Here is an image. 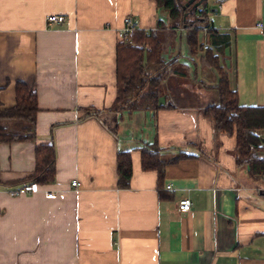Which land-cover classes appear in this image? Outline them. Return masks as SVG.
Instances as JSON below:
<instances>
[{
    "label": "crops",
    "instance_id": "obj_1",
    "mask_svg": "<svg viewBox=\"0 0 264 264\" xmlns=\"http://www.w3.org/2000/svg\"><path fill=\"white\" fill-rule=\"evenodd\" d=\"M206 4L208 23L229 36L220 60L238 102L264 106V38L255 27L264 0ZM49 14L65 20L47 27ZM126 16L138 30L166 28L168 55L182 65L158 101L170 108L116 109L115 46ZM167 27L152 0H0L1 107L14 105L17 82L35 90L38 107L34 142L0 144V264H264V179L236 164L234 136L215 133L203 116L218 75L189 54L184 30L173 37ZM198 40L208 45L206 32ZM4 124L19 133L28 123ZM47 142L53 181L9 196L33 172L35 145ZM153 142L165 163L160 179L140 166V148ZM125 150L132 173L121 189L115 159ZM183 197L188 212L176 208Z\"/></svg>",
    "mask_w": 264,
    "mask_h": 264
},
{
    "label": "trees",
    "instance_id": "obj_2",
    "mask_svg": "<svg viewBox=\"0 0 264 264\" xmlns=\"http://www.w3.org/2000/svg\"><path fill=\"white\" fill-rule=\"evenodd\" d=\"M165 12L169 34L177 29L185 32V44L191 56L198 55V64L212 69L218 80L213 89L216 101L203 109L215 133L234 136L235 162L246 165L252 178L264 179V106H245L238 102L237 93L229 86L227 71L221 64L220 55L229 43V36L219 33L207 21L209 8L206 1L193 7L188 0H152ZM197 1V0H195ZM207 28V48L199 42L198 35ZM165 26L158 21L154 30H134L131 42L119 40L115 46V75L117 110L150 108L157 111L170 108L168 102L159 103L163 96V83L167 77L182 69L178 55H168L164 44ZM38 111L36 92L22 82L15 84V103L10 108L0 104V144L15 141H35V117ZM24 120L28 124L14 133L4 124L7 120ZM160 148L153 142L140 148V166L144 171L154 170L159 179L165 163L159 158ZM183 155H179L178 158ZM177 158V159H178ZM34 170L27 175L24 184H49L55 175V147L52 142L38 143L34 148ZM174 159L173 161H175ZM116 185L129 187L131 179V154L129 150L116 153Z\"/></svg>",
    "mask_w": 264,
    "mask_h": 264
},
{
    "label": "built area",
    "instance_id": "obj_3",
    "mask_svg": "<svg viewBox=\"0 0 264 264\" xmlns=\"http://www.w3.org/2000/svg\"><path fill=\"white\" fill-rule=\"evenodd\" d=\"M64 20H65L64 16L60 15V14H49L44 18V21H45V24L47 27H50L52 25L62 24L64 22ZM255 27L261 31L262 36L264 38V22L257 21L255 23ZM134 30H137V24L135 23V21L133 20V18L131 16H126L124 18V24L118 32V39L124 40V41L130 43L131 40H130L129 36H130L131 32ZM202 31L206 32L207 28L203 27ZM203 48L206 49L207 45L204 44ZM70 184L72 187L77 186V182L75 180H72ZM39 187H40V185H38V184L30 183V184H24L18 188L8 189L6 192L11 197H18V196H22V195H30V194L37 193L39 191ZM165 188L170 190L171 186L166 185ZM46 197H48V198L54 197V193L48 192V193H46ZM176 208L179 212H188L191 209V201L189 200V198L183 197V198L179 199Z\"/></svg>",
    "mask_w": 264,
    "mask_h": 264
},
{
    "label": "water",
    "instance_id": "obj_4",
    "mask_svg": "<svg viewBox=\"0 0 264 264\" xmlns=\"http://www.w3.org/2000/svg\"><path fill=\"white\" fill-rule=\"evenodd\" d=\"M204 1H206V0H197V1H195V0H188L187 4H190V3L194 2V3H193V7H198V6H200L201 3L204 2Z\"/></svg>",
    "mask_w": 264,
    "mask_h": 264
},
{
    "label": "rangeland",
    "instance_id": "obj_5",
    "mask_svg": "<svg viewBox=\"0 0 264 264\" xmlns=\"http://www.w3.org/2000/svg\"><path fill=\"white\" fill-rule=\"evenodd\" d=\"M182 50H183V48H182ZM183 55H184V54L182 53V56H183ZM168 78H170V77H167L166 80H167ZM163 85H166V83L164 82Z\"/></svg>",
    "mask_w": 264,
    "mask_h": 264
}]
</instances>
